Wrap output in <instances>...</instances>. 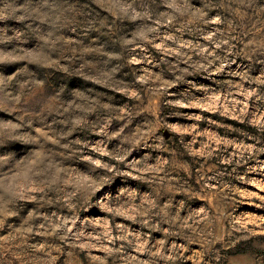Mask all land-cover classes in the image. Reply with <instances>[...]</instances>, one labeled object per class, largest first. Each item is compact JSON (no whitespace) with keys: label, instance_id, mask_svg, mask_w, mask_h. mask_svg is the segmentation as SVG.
<instances>
[{"label":"rangeland","instance_id":"rangeland-1","mask_svg":"<svg viewBox=\"0 0 264 264\" xmlns=\"http://www.w3.org/2000/svg\"><path fill=\"white\" fill-rule=\"evenodd\" d=\"M25 80L48 113L0 145V264L264 248V0H0V105Z\"/></svg>","mask_w":264,"mask_h":264},{"label":"clouds","instance_id":"clouds-1","mask_svg":"<svg viewBox=\"0 0 264 264\" xmlns=\"http://www.w3.org/2000/svg\"><path fill=\"white\" fill-rule=\"evenodd\" d=\"M34 85H41V88L37 89ZM42 85L43 81L25 80L21 86L20 93L10 97L11 104L7 107L0 105V107H5L6 111L17 113L15 122L0 118V145L10 140L22 141L26 136H31L30 129L34 121L39 120L42 124L44 123L46 113H48L49 100L47 98V90L43 89ZM25 88L28 89L27 92L24 91ZM32 139L40 142V137L38 136L32 137ZM9 163V156L0 155V167ZM115 174V172L112 173V175ZM98 179L103 183L105 177L98 176ZM159 183L161 187L154 188L153 193L156 199L170 192L186 191L183 186L173 187L171 189L164 187L163 178L160 179ZM157 214L167 215V212L164 209H160V212ZM245 251L250 254V264H264V248L255 247L254 243H250ZM217 259L220 260V264H228L227 257L221 258L217 256Z\"/></svg>","mask_w":264,"mask_h":264}]
</instances>
